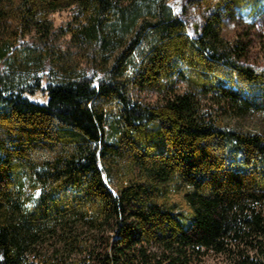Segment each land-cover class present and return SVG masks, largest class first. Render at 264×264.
Segmentation results:
<instances>
[{"label":"trees","instance_id":"1","mask_svg":"<svg viewBox=\"0 0 264 264\" xmlns=\"http://www.w3.org/2000/svg\"><path fill=\"white\" fill-rule=\"evenodd\" d=\"M200 2L203 21L190 25L167 0H0V264H201L208 252L264 264V133L220 118L264 111V70L221 31L229 7H264ZM71 6L73 36L111 62L105 76L13 72L48 68L59 32L49 13ZM33 29L39 38L20 40ZM179 78L216 112L188 91L143 95ZM170 183L188 211L163 199ZM106 225L112 244L79 232Z\"/></svg>","mask_w":264,"mask_h":264},{"label":"rangeland","instance_id":"2","mask_svg":"<svg viewBox=\"0 0 264 264\" xmlns=\"http://www.w3.org/2000/svg\"><path fill=\"white\" fill-rule=\"evenodd\" d=\"M260 4L264 7V0H259ZM168 7L171 8L174 14L186 20L190 25H194L195 22H202L201 11L204 5L200 0H167ZM75 14L74 7H65L59 10H55L49 13V20L54 30H59L54 40V47L52 46L51 55L49 57L48 68L45 70H39V68L31 65H20L19 68H15L13 72L20 73L24 77L30 79L41 73L48 75L53 74L59 67L67 65L73 69H77L80 72L89 73L90 71L96 72L97 79H101L105 76L106 68L109 64L104 61L103 58L93 53L87 46L78 42V38L73 36V18ZM222 35L225 39L239 38L245 46V58L264 70V12L254 16L250 14V9H247L242 13L238 12L235 8L229 7L228 14L222 17ZM34 30V29H33ZM28 38H39L36 30L32 34L20 38L21 41ZM51 65V66H50ZM188 91L194 93L197 98L210 110L216 112V104L208 96L204 97L198 92L197 88L186 80L177 79L173 83V88L166 92H160L159 90H149L143 93L144 96H148L152 101H161L168 97H171L174 92ZM36 99L43 100L45 97L37 94L34 96ZM220 118L222 124L229 129H241L248 132H262L264 133V111L251 110L242 116H234L229 112H220ZM123 176L118 172H115L109 178V186L111 189L116 188V184L121 182ZM165 201L169 203H177L179 208L188 211L189 207L186 199H184L183 191L180 190L175 184L170 183L164 192ZM87 226L79 227L81 236L85 237L88 244L100 245L104 237H110V243L114 240L113 230L111 226L106 225L103 230H90ZM89 238V239H88ZM61 254L64 252L60 248ZM224 257L214 252H208L201 261V264H225Z\"/></svg>","mask_w":264,"mask_h":264}]
</instances>
